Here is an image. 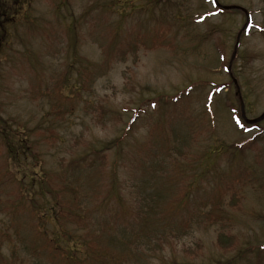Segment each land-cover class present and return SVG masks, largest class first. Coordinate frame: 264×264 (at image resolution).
<instances>
[{
    "label": "rangeland",
    "instance_id": "rangeland-1",
    "mask_svg": "<svg viewBox=\"0 0 264 264\" xmlns=\"http://www.w3.org/2000/svg\"><path fill=\"white\" fill-rule=\"evenodd\" d=\"M218 2L246 31L213 0H0V264H264V119H237L264 0Z\"/></svg>",
    "mask_w": 264,
    "mask_h": 264
},
{
    "label": "trees",
    "instance_id": "trees-1",
    "mask_svg": "<svg viewBox=\"0 0 264 264\" xmlns=\"http://www.w3.org/2000/svg\"><path fill=\"white\" fill-rule=\"evenodd\" d=\"M14 2H17V1H19V0H13ZM2 6V8L0 9V11H2V12H4V11H6V10H9V8L10 7H7L6 6V4H1ZM11 8H12V10H13V6H11ZM10 8V9H11ZM4 15L6 16L7 15V13L5 12L4 13ZM190 92H191V90H189V91H187V92H185V91H183V92H181V97L182 96H188L189 94H190ZM175 100H177V99H175ZM257 124V123H256ZM256 124H255V126H256ZM247 125H250V124H247ZM2 129H3V131H4V127H2ZM0 132H2V131H0ZM2 134H4V140H5V142L7 143V146H8V148H9V152L11 153L12 151H11V143L8 141V136L6 135V133H4V132H2ZM113 143H114V141H113ZM113 143H110V144H108V146L107 147H110V145L111 144H113ZM234 149H236V150H238L239 149V147H240V145H237V144H232L231 145ZM228 148H230V146H227ZM221 147H219V149H220ZM217 239H220V238H217ZM218 242H222V240L221 241H218ZM264 247V246H263ZM179 264V263H178Z\"/></svg>",
    "mask_w": 264,
    "mask_h": 264
},
{
    "label": "water",
    "instance_id": "water-1",
    "mask_svg": "<svg viewBox=\"0 0 264 264\" xmlns=\"http://www.w3.org/2000/svg\"><path fill=\"white\" fill-rule=\"evenodd\" d=\"M220 6L223 7V8H238V9H241V10L245 11L244 8H242L241 6H238V5H220ZM241 110H242V116L244 117V119L247 122H250V123L257 122V121H259V120L264 118V110L262 111V113L259 116L255 117V118H246L245 117V113L243 112V107L242 106H241Z\"/></svg>",
    "mask_w": 264,
    "mask_h": 264
}]
</instances>
